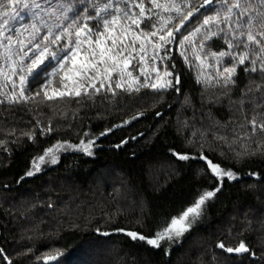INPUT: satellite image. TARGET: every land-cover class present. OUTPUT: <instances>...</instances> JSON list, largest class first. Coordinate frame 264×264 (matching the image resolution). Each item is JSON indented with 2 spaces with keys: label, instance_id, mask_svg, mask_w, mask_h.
<instances>
[{
  "label": "trees",
  "instance_id": "obj_1",
  "mask_svg": "<svg viewBox=\"0 0 264 264\" xmlns=\"http://www.w3.org/2000/svg\"><path fill=\"white\" fill-rule=\"evenodd\" d=\"M130 2L20 0L15 13L9 9L7 16L0 17V69L6 70L10 63L4 47L7 36L13 39L12 58L17 61L21 41L27 46L25 51L34 50L39 43L63 56L67 38L53 45L50 39L44 40L49 32L61 34L74 17L79 26L85 16H94V6L111 3V13L117 7L128 8ZM231 2L175 0L183 14L192 11L180 26L183 16L161 12L152 7L151 0H143L146 16L139 29L123 20L115 26L119 33L131 25L133 32L124 43L134 42L136 49L145 44L148 82H157L151 71L157 67L162 83L173 82L167 88L149 86L129 92L115 89L113 84L115 95L105 85L99 94L89 88L87 95L81 90L79 97L49 100L42 84L51 79L49 95L53 89L62 90L60 74L55 78L49 75L55 60L39 76L19 73L26 77L23 98L19 96V75L12 78L15 90L11 84L3 87L5 81L0 78V264H45L44 258L57 252L61 253L58 259L47 264H264V130L260 128L264 124V39L257 35L259 46L248 42L246 36L239 35L248 31L247 25L238 27L224 21ZM241 3L248 9L242 19L254 17L252 31H261L264 0ZM133 10L139 15L138 7ZM157 12L173 17L167 27L173 29L175 39L154 50L148 41L136 40L135 33L159 28L162 21ZM218 14L219 22L213 19ZM206 19L210 20L207 25ZM4 20L8 21L6 27ZM87 23L93 31L97 27L102 30L98 19ZM69 31L74 33L75 28ZM233 34L237 37L234 45L243 41L249 46L229 49L226 40ZM71 39L75 40L74 34ZM151 40L163 43L158 36ZM88 50L87 44L82 45V55ZM221 51L233 55L218 57ZM242 53H247V59L239 65L238 54ZM252 60L256 61L255 71H251ZM233 64L237 65L234 83L228 87L223 86V80L217 83V69L222 72ZM141 66L135 55L131 70L143 84ZM165 69L172 75L164 77ZM13 91L19 102H9ZM252 120L257 123L254 132ZM89 140L94 141L91 155L67 147ZM57 144L64 146L55 152L57 163L45 157L40 170L35 171L33 162H39V157ZM174 153L189 158L180 160ZM201 156L232 171L236 178L218 179ZM28 171L34 175L28 176ZM217 187L220 190L205 201L199 216H192L191 228L181 237L165 239L160 247H153L126 235L131 231L154 237L172 218ZM105 232L108 235H103ZM220 242L231 248L243 242L249 251L228 253L218 247Z\"/></svg>",
  "mask_w": 264,
  "mask_h": 264
},
{
  "label": "snow or ice",
  "instance_id": "obj_2",
  "mask_svg": "<svg viewBox=\"0 0 264 264\" xmlns=\"http://www.w3.org/2000/svg\"><path fill=\"white\" fill-rule=\"evenodd\" d=\"M213 0H204L205 4L212 3ZM20 3V0H0V17H5L8 15L9 9L15 13L17 11V5ZM152 7L154 9H159L161 12H175L177 16H183V19L180 20V26H183L184 21H186L190 16H192V11H188L187 14H183L181 7L175 3V0H164V2H160V0H151ZM27 7V4L24 5ZM35 7H40L39 4H36ZM139 8V15L133 10L134 8ZM95 12L93 15H87L84 17V23L79 26L76 25V18L74 17L72 23L67 27L63 28V31L59 35L53 36L51 32H49L48 36L44 37V40H51L53 45L58 44L64 38H67V48L64 49L65 55L60 56L56 51L51 50L47 45L41 48L39 43L34 45V50L29 49L25 51L26 45L23 42H19L21 47L17 50V55H19V61L12 58V46L13 39L11 36H7L6 39L8 44L5 47L6 53V61H10V63H6V70L0 69V78H2L5 83L3 87H7L8 84L12 85L13 90L16 88V83L12 79L19 75V73L27 72L28 74H35V76H39L41 72H47L49 67L52 64V61L55 60L56 66L51 68V72L49 75L52 78H55L57 74H60L62 90L53 89L52 95H49L47 91L48 85L51 84V79H49L46 83L42 84L41 87L44 89V96L46 99H53L54 97H64L74 95L76 97L81 96V90L85 95L88 94L89 88L94 89L96 94H99L101 90L107 88L109 91L113 92L115 95V90L113 89V84H115V89L126 90L129 92L139 91L141 87H152L156 88H167L172 86L173 82L171 80H166L161 83L160 69L157 67H153L151 71L156 73V83L149 84V76L146 73V57L147 50L144 43L140 44L139 49H136L134 46V42L132 45H128L124 43V39L130 32H133L131 25H135L136 28H140V24L143 22V18H145V7L143 0H131L129 7L121 9L119 7L115 8L113 12H109L110 9L113 8L111 3H105L103 7L94 6ZM71 11V9H68ZM151 11V9L149 10ZM159 20L162 21L160 23L159 28H156V25L153 24L152 27L156 28L155 31H151L149 33H145L143 29L140 30L139 33H135L136 40H146L148 43L152 44V48L160 49L165 44L171 42L172 39H175L173 35V29L168 28V24H170L173 20L171 15L166 18L160 15L159 12L155 13ZM248 9L244 7V4L241 3V0H232V2L226 7L224 14V21L236 23L238 27H242L243 25H247V32H240L239 35L241 37L246 36L248 42H254L258 46L260 45V41L256 39L257 35H259L262 39H264V21L261 22L260 28L261 31L257 33H253L252 28L254 27V17L248 16L246 20L242 19L244 16H247ZM237 19L235 21L232 20L233 17ZM65 19H67V15L65 14ZM98 19L102 21V30L100 27H97L95 32H93V28L89 26L87 23L88 20ZM150 19V17H149ZM219 22V14L217 17L213 18ZM130 21L131 25L127 27H122L119 33L115 32V26L119 25L121 21ZM210 20L206 19L204 24L207 25ZM8 24L7 20L3 21V26L6 27ZM59 26V25H58ZM180 26L176 27V31L180 30ZM35 27V25H33ZM75 28L74 33L69 31V29ZM166 29V31H165ZM200 29L197 28L196 32H199ZM223 31V29H221ZM229 32H232L231 27L228 29ZM163 33V34H161ZM74 34L75 40L71 39ZM105 34L107 37L105 38ZM0 35H3L0 32ZM93 35H95L96 39H93ZM212 35H216V33H212ZM158 36L160 42H153L151 37ZM206 39H210L211 37L206 35ZM185 40H188L189 37H185ZM237 37L233 34L231 40H226L229 49L233 47H240L243 44L244 48H247L248 43H244L240 41L237 44H233V41L236 40ZM108 40L111 41V44H108ZM87 44L89 46L95 44V48L89 47L87 53L82 55V45ZM131 47L132 51L129 52L128 49ZM203 47V45H201ZM96 49H99L97 52ZM261 52H264V46H261ZM133 53H136L139 56V61L142 67L139 69L140 76H144V83L141 84L139 76H134L133 71L130 66L132 63ZM157 53H154L152 59L155 61ZM183 55V53H182ZM213 56H217L216 53L212 54ZM232 56L231 52L221 51L218 53V57L224 56ZM50 57V59H49ZM82 57V58H81ZM235 59V57H233ZM48 60V64H45V60ZM199 59V57H197ZM247 59V53L238 54V63L239 65H243L245 60ZM29 60V63L25 64L24 61ZM219 62V61H218ZM71 64V67H67L68 64ZM253 67L251 71H255L256 68L254 65L256 64L255 60L251 61ZM44 65L43 68L40 66ZM237 65L233 64L231 67H224L223 71H219L217 69V83L219 80H223V86L228 87L230 84H233L232 76L236 74ZM248 70V69H246ZM261 71H264V64L261 66ZM172 73L164 70L163 76L168 77L171 76ZM113 76H116V79L113 80ZM25 75H19V83H20V92L19 96L23 98V85L25 83ZM211 79V78H209ZM97 82H99V87H97ZM176 83H179V77L176 78ZM39 95V93H37ZM9 102L15 103L19 102L18 98L15 94V91L12 92L10 96ZM252 131L254 132L257 123L256 120L251 121ZM261 130H264V124L260 125ZM94 144V141L89 140L87 143L81 141L80 145H67L68 148H74L76 150L83 151L85 154L91 155V147ZM63 145L57 144L54 148H49L44 156L39 157V162H33V168L35 171L40 170V164L45 161V157H50V162L55 164L57 163V157L55 152L60 150ZM180 160H186L189 157L184 154L174 153ZM200 159H204L207 162V167L211 170L212 174L215 175L218 179L222 180L224 177H227L229 180L235 179V174L232 171H225L220 168L219 165L214 164L211 160H208L206 157L201 156ZM28 176L34 175V171H28L26 173ZM220 190L217 187L213 191L205 192L197 202H195L194 206L187 208L181 216L174 217L171 219L170 223L165 226L163 231L157 232L154 237H145L144 235L137 232H126V235L131 237L133 240H142L146 241L147 244L152 245L153 247H160V242L167 239L171 240L173 237H179L190 227V222H188V217L199 216L200 209L202 205H204L207 199H210L215 196L216 192ZM119 231H124L120 229ZM103 235H108V233H103ZM218 247L224 249V251L228 253H243L248 252L249 249L245 246L243 242L239 244L236 248L225 247L223 242L218 244ZM61 253L57 252L55 255L46 256L44 258L45 264L49 260H57Z\"/></svg>",
  "mask_w": 264,
  "mask_h": 264
},
{
  "label": "rangeland",
  "instance_id": "obj_3",
  "mask_svg": "<svg viewBox=\"0 0 264 264\" xmlns=\"http://www.w3.org/2000/svg\"><path fill=\"white\" fill-rule=\"evenodd\" d=\"M93 32H95V31H93ZM105 36H107V34H105ZM106 38V37H105ZM87 47H91V48H95V44H93V45H91V46H89V45H87ZM172 49H173V46H172ZM97 51H99V49H96ZM135 55H137L136 53H133V57L135 56ZM134 59V58H133ZM133 59H132V62H133ZM146 73L148 74L149 73V70H150V68H149V62L146 60ZM142 67V66H141ZM130 68H131V66H130ZM148 68H149V70H148ZM133 71V70H132ZM133 75L135 76V74H134V72H133ZM154 82H156V80H153ZM161 83H162V81H161ZM193 218H192V215H190L189 217H188V222H190V227L186 230V231H188L190 228H191V226H192V222H193V220H192ZM186 231H184L183 232V234L186 232ZM182 234V235H183ZM181 235V236H182ZM181 236H179V237H181ZM236 254V253H235ZM239 254V253H238Z\"/></svg>",
  "mask_w": 264,
  "mask_h": 264
},
{
  "label": "water",
  "instance_id": "obj_4",
  "mask_svg": "<svg viewBox=\"0 0 264 264\" xmlns=\"http://www.w3.org/2000/svg\"><path fill=\"white\" fill-rule=\"evenodd\" d=\"M197 13H194V15H196Z\"/></svg>",
  "mask_w": 264,
  "mask_h": 264
}]
</instances>
